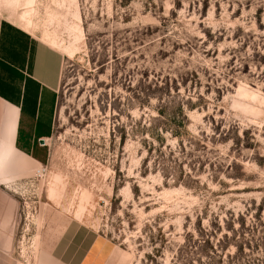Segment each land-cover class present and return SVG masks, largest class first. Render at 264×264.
<instances>
[{
	"label": "rangeland",
	"instance_id": "obj_1",
	"mask_svg": "<svg viewBox=\"0 0 264 264\" xmlns=\"http://www.w3.org/2000/svg\"><path fill=\"white\" fill-rule=\"evenodd\" d=\"M2 17L64 57L50 159L0 186L13 264H75L96 236L106 264H264V0H0ZM7 122L0 103L4 183Z\"/></svg>",
	"mask_w": 264,
	"mask_h": 264
},
{
	"label": "crops",
	"instance_id": "obj_2",
	"mask_svg": "<svg viewBox=\"0 0 264 264\" xmlns=\"http://www.w3.org/2000/svg\"><path fill=\"white\" fill-rule=\"evenodd\" d=\"M63 66L64 57L57 49L17 22L0 18V103L11 127L8 136L12 155L22 159L5 167L3 176L8 181L4 183L0 176V186H10L28 170L48 163ZM14 209L12 196L0 194V264H13L8 253L15 245ZM66 243L60 246L62 242L58 241L50 247L74 249L71 240ZM110 254L109 243L96 236L75 264H106ZM34 264L41 263L38 260ZM63 264L70 262L65 260Z\"/></svg>",
	"mask_w": 264,
	"mask_h": 264
}]
</instances>
